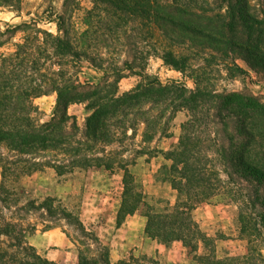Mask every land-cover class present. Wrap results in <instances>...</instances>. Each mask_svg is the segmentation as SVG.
<instances>
[{
  "label": "trees",
  "instance_id": "obj_1",
  "mask_svg": "<svg viewBox=\"0 0 264 264\" xmlns=\"http://www.w3.org/2000/svg\"><path fill=\"white\" fill-rule=\"evenodd\" d=\"M21 1L0 0V8L20 12ZM79 1L62 0L48 19L55 34L36 19L4 27L0 21V264H57L26 241L37 226L62 229L78 248L77 264H156L134 258L112 263L60 201H24L15 184L46 169L59 177L120 171L117 225L144 207L147 237L181 243L191 253L202 247V264H264L254 247L255 235L264 241V101L247 90L207 84L214 75L242 74L239 60L264 76V0H88L92 6L78 29L73 15ZM152 57L194 87L148 75ZM83 62L101 74L97 83L79 81ZM131 76L138 83L120 93V81ZM51 95V116L40 122L34 102ZM72 106L83 107L80 126L68 112ZM183 111L176 145L159 150L156 141L169 137L172 119ZM156 155L169 163L159 175L175 192V202L160 212L130 172L140 157ZM223 190L242 206L244 256L217 258L218 235L209 236L193 216Z\"/></svg>",
  "mask_w": 264,
  "mask_h": 264
},
{
  "label": "rangeland",
  "instance_id": "obj_2",
  "mask_svg": "<svg viewBox=\"0 0 264 264\" xmlns=\"http://www.w3.org/2000/svg\"><path fill=\"white\" fill-rule=\"evenodd\" d=\"M62 0H22L21 11L12 12L0 8L1 26L19 24L22 21L36 19L42 29L56 33L53 16L59 11ZM88 0H80L78 9L73 15L76 27L81 28V18L85 10L91 8ZM49 19V20H48ZM47 20V21H46ZM19 36L15 38L17 41ZM243 70L242 74L229 77L222 73L211 77L207 84L216 86L218 90L227 91L247 90L264 101V76L251 71L243 61L237 62ZM146 72L162 82L179 80L188 88H193L190 80H182L181 74L165 66L161 59L152 57L148 61ZM101 74L90 68L86 62L81 64L78 78L82 83H97ZM139 78L131 76L119 83V92L133 88ZM55 96H44L35 100L39 113L36 115L40 122L47 121L52 113ZM69 114L77 116V122L83 123L84 111L82 106H72ZM186 119V113L179 112L169 125V137L159 138L156 146L161 151H167L176 145L180 134V124ZM169 163L162 155L152 158L140 157L130 168L135 185L146 196L152 208L160 212L175 202V192L170 184L163 180L159 171ZM122 173H108L99 169L75 170L73 173L59 177L53 170L46 169L24 175L15 184L21 190L22 198L40 201L50 197L60 201L68 210L75 212L85 228L93 235L96 242L109 252L112 263L130 258L153 261L156 264H202L197 257L203 253L200 247L197 253H191L181 243L163 244L150 239L144 233V207L133 216L127 217L121 225L116 223V214L120 204ZM242 206L232 194L221 191L208 201L198 205L193 216L200 228L209 236L215 237L216 256L219 259L240 257L247 254V241L239 231L238 216ZM63 230L72 235L69 228ZM72 237V236H71ZM254 247L261 250L264 256V241L255 235ZM26 241L35 248L40 256L57 264H77L78 248L67 238L60 228L45 230L37 226L36 230L26 235Z\"/></svg>",
  "mask_w": 264,
  "mask_h": 264
}]
</instances>
